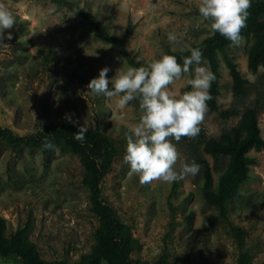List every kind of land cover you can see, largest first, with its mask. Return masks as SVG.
<instances>
[{
  "label": "rangeland",
  "instance_id": "rangeland-1",
  "mask_svg": "<svg viewBox=\"0 0 264 264\" xmlns=\"http://www.w3.org/2000/svg\"><path fill=\"white\" fill-rule=\"evenodd\" d=\"M66 1L83 8L113 36L122 37L131 29L125 49L142 66L168 50H187L213 33L211 21L198 12L200 0ZM0 3L16 18L5 32L12 39L0 41V126L26 136L45 125L76 123L107 137L115 152L101 183L102 194L127 226L133 262L154 264L166 253L173 264H237L238 240L231 228H240L247 236L250 264H264V148L248 152L254 163L229 202L226 218L205 202L201 189L203 162L214 184L227 164L226 157L205 151V141L230 132L252 108L264 140V66L256 72L248 68L252 36L244 37L241 47L229 44L217 53V109L208 108L198 136L179 142L170 138L180 154L177 170L181 163L195 161L198 175L141 184L123 159L126 135L141 115L139 101L118 109V97L107 99L87 88L101 69L109 68L107 78L112 79L118 69L129 67L123 53L96 36L87 17L65 5L50 0ZM169 32L177 33L181 43H170ZM226 57L246 80L242 94L233 90ZM194 67L170 85V91H191L187 81L194 78ZM83 178L81 162L68 151L54 146L42 152L0 137V216L7 223L6 236L29 221L27 238L43 264H78L92 252L99 224ZM0 264L21 263L7 257L0 258Z\"/></svg>",
  "mask_w": 264,
  "mask_h": 264
},
{
  "label": "trees",
  "instance_id": "trees-1",
  "mask_svg": "<svg viewBox=\"0 0 264 264\" xmlns=\"http://www.w3.org/2000/svg\"><path fill=\"white\" fill-rule=\"evenodd\" d=\"M51 2L67 6L70 10L87 17L86 11L66 0H50ZM247 26L242 30L244 37L252 36L254 45L248 56V68L256 72L260 66H264V0H251L248 10ZM94 34L102 40L109 42L113 47L123 53L124 58L131 67L142 66L135 57L125 49V42L131 33L127 29L122 37L111 35L104 26L100 25L94 17H87ZM230 42L219 33H212L199 44L190 48H199L203 59H206L216 79L211 85L212 99L207 102L210 110L217 109V97L219 95V65L217 53L223 51ZM189 49V48H188ZM187 50H168L167 55H173L178 63L183 64V58L190 56ZM226 66L232 79L233 90L236 94L244 92L246 80L238 71L236 64L225 58ZM257 110L249 109L239 125L230 132L222 134L219 138H210L205 141V151L210 155L227 158L224 171L219 175L217 184L213 183L209 165L205 162L203 167L202 194L205 202L216 208L221 217H227L229 202L236 197L240 185L249 176V166L254 159L248 155L250 150L260 151L264 148V140L258 126ZM80 124L65 123L58 125H45L34 133L21 136L9 128L0 126V137L5 138L15 146L26 145L48 152L45 142H51L78 157L84 169L83 183L89 192L91 210L99 220L94 236L96 244L90 254L84 255L78 264H142L133 262L130 257L132 240L127 226L121 222L112 206L102 194L101 183L108 171L114 148L107 137L97 128L90 129L85 134V140L80 142L74 135L78 132ZM84 127V126H83ZM86 128V127H85ZM31 224L27 221L9 237L6 236L7 223L0 216V258L15 257L21 264H43V261L35 247L27 238ZM238 240L239 256L237 264H250L252 255L245 231L240 228H231ZM58 264H66L60 262ZM154 264H173L169 256L163 253Z\"/></svg>",
  "mask_w": 264,
  "mask_h": 264
},
{
  "label": "clouds",
  "instance_id": "clouds-1",
  "mask_svg": "<svg viewBox=\"0 0 264 264\" xmlns=\"http://www.w3.org/2000/svg\"><path fill=\"white\" fill-rule=\"evenodd\" d=\"M251 0H200L198 12L205 21H211L213 33H219L230 42L231 47H241L245 38L241 34L247 26ZM16 18L4 4L0 3V41L11 40L6 30L13 28ZM170 43L180 44L177 33L169 32ZM111 47V45H109ZM190 56L178 63L173 55L162 54L147 66L120 68L112 79L107 78L109 68L99 71L98 77L90 80L88 90L107 99L117 98L118 109H124L130 101L138 100L139 121L130 126L131 135H126L124 162L130 167V175L136 174L141 184L153 181L172 183L195 177L200 165L195 161L181 163L175 167L180 154L170 138L179 142L182 137L194 139L200 132L208 110L207 102L212 99L210 89L216 76L203 60L199 48H189ZM194 67V78L187 83L192 90L178 95L169 86L188 74ZM204 65V66H201ZM111 85V89H109ZM88 131L79 127L75 139L83 142ZM46 148L52 149L46 141Z\"/></svg>",
  "mask_w": 264,
  "mask_h": 264
}]
</instances>
